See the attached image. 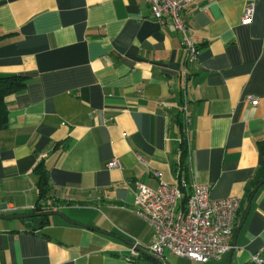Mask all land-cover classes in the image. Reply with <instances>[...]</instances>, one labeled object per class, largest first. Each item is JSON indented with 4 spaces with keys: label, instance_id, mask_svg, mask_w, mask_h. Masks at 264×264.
Listing matches in <instances>:
<instances>
[{
    "label": "crops",
    "instance_id": "obj_1",
    "mask_svg": "<svg viewBox=\"0 0 264 264\" xmlns=\"http://www.w3.org/2000/svg\"><path fill=\"white\" fill-rule=\"evenodd\" d=\"M180 16L192 63L145 0H0V75L25 79L4 101L0 215L26 216L0 219V264H202L125 260L154 238L133 211L136 184L156 189L154 173L240 199L231 249L203 264L264 255V185L243 202L262 162L264 0H195ZM41 170L52 213L38 227Z\"/></svg>",
    "mask_w": 264,
    "mask_h": 264
},
{
    "label": "built area",
    "instance_id": "obj_2",
    "mask_svg": "<svg viewBox=\"0 0 264 264\" xmlns=\"http://www.w3.org/2000/svg\"><path fill=\"white\" fill-rule=\"evenodd\" d=\"M195 0H145L152 17L158 22L169 20L181 36V44L187 62H195L199 50L191 38V28L180 14ZM254 4L248 3L241 19L243 25L253 20ZM120 163L113 160L108 169H120ZM156 189L143 183L136 184L134 213L150 224L154 230L152 242L141 247L134 243L129 248L125 260L136 261L147 253L155 260L163 262L164 253L186 258L199 263L218 260L230 249L237 214L241 207L239 198L228 197L220 200L210 198V187L191 184L183 180L175 185L162 181L160 173ZM251 264H264V255L255 253Z\"/></svg>",
    "mask_w": 264,
    "mask_h": 264
},
{
    "label": "trees",
    "instance_id": "obj_3",
    "mask_svg": "<svg viewBox=\"0 0 264 264\" xmlns=\"http://www.w3.org/2000/svg\"><path fill=\"white\" fill-rule=\"evenodd\" d=\"M25 84L24 77L21 76H2L0 75V130H3L7 126L8 115L5 106V98L20 89ZM258 149L262 155V162L253 179L249 182L245 189L243 202H247L253 197L254 191L264 185V140L258 143ZM41 165L37 167L39 169ZM40 182L38 185V201L33 208V214L29 218L30 224L40 227L43 224V220L48 214L52 213V208L46 204V201L50 199L49 185L46 179L44 171H40ZM242 202V203H243ZM241 211V207L237 216Z\"/></svg>",
    "mask_w": 264,
    "mask_h": 264
},
{
    "label": "water",
    "instance_id": "obj_4",
    "mask_svg": "<svg viewBox=\"0 0 264 264\" xmlns=\"http://www.w3.org/2000/svg\"><path fill=\"white\" fill-rule=\"evenodd\" d=\"M255 191H256V190H255ZM255 191H254V192H255ZM248 209H249V204H248V207H247V211H248ZM24 217H26V216H2V215H0V219H23ZM245 217H246V213L244 214V216H243V220H242L241 223H243ZM230 252H231V251H230ZM145 255L149 256V257L152 258V259H154L153 257H151L150 255H148L147 253H145ZM228 264H229V263H228Z\"/></svg>",
    "mask_w": 264,
    "mask_h": 264
},
{
    "label": "rangeland",
    "instance_id": "obj_5",
    "mask_svg": "<svg viewBox=\"0 0 264 264\" xmlns=\"http://www.w3.org/2000/svg\"><path fill=\"white\" fill-rule=\"evenodd\" d=\"M164 256H165L166 260H173V261H175L176 263L179 262L178 257L172 256L168 251H166V252L164 253Z\"/></svg>",
    "mask_w": 264,
    "mask_h": 264
}]
</instances>
